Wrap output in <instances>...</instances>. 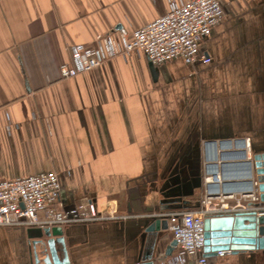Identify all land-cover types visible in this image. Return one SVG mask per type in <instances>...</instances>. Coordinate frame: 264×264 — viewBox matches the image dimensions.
Wrapping results in <instances>:
<instances>
[{"label":"crops","instance_id":"1","mask_svg":"<svg viewBox=\"0 0 264 264\" xmlns=\"http://www.w3.org/2000/svg\"><path fill=\"white\" fill-rule=\"evenodd\" d=\"M222 1L225 17L201 46L210 64L160 68L132 53L65 79L74 46L146 27L171 0H0V181L53 171L60 208L93 202L124 217L63 227L68 255L53 264H143L153 219L133 208L141 194L145 207H161L170 176L197 178V147L202 182L213 144L249 140L251 154L264 152V0ZM205 190L184 210H199ZM28 229L0 227V264H46ZM160 236L157 253L173 240L168 228ZM209 259L264 264V250Z\"/></svg>","mask_w":264,"mask_h":264},{"label":"built area","instance_id":"2","mask_svg":"<svg viewBox=\"0 0 264 264\" xmlns=\"http://www.w3.org/2000/svg\"><path fill=\"white\" fill-rule=\"evenodd\" d=\"M224 17L222 0H171L169 10L146 27L131 32L122 29L117 32L119 39L108 34L100 36L93 45L74 46L71 49V63L63 64L60 68L61 76L74 79L100 68L116 56L121 55L127 59L132 53L145 56L160 68L177 59H182L187 65L210 64L211 58L201 49L202 42ZM242 148L248 151V158H251L249 140L244 141ZM242 148L237 142L235 146H226L224 151L222 147L217 150L211 147L210 152L215 150L219 154L223 151L231 156ZM213 172L214 169H206V190L199 210L152 214L168 221L169 232L177 242L176 251L160 264H187L189 258L194 259V264H216L204 254L206 218L251 211L254 208L250 203L259 201V195L255 192L246 196L234 192L224 193L221 187H217L222 182L219 174V183H215ZM61 191L60 176L53 171L1 180L0 227L61 228L124 218L101 212L97 203L93 202L62 209L59 206ZM230 255H233L231 251H219L216 257L225 258Z\"/></svg>","mask_w":264,"mask_h":264},{"label":"water","instance_id":"3","mask_svg":"<svg viewBox=\"0 0 264 264\" xmlns=\"http://www.w3.org/2000/svg\"><path fill=\"white\" fill-rule=\"evenodd\" d=\"M215 145L212 146L217 150ZM240 145L244 146V141ZM222 149L225 150L224 147ZM195 151V158L198 162H195L194 169L197 168L195 173L197 178L188 180L179 178V176H170L171 178L159 191L162 196L161 207H145L144 204L148 197L146 192L141 194L138 201L134 203V210L136 206L137 208L139 206L138 211L144 210L151 213L149 215L153 219V222L146 229L147 241L141 260L143 264H155L157 260L167 259L177 248V242L172 240L162 253H157V249L163 240L160 232L167 231L168 224L167 221L163 223L162 218H157L152 214L159 211L164 212V210L166 212L184 210L192 206L185 198L193 197L194 190L202 188L203 185L202 180L198 178L200 172L198 163L201 161L202 155L201 148L197 147ZM223 151L218 154L215 150L210 152L209 147L205 149L204 158L214 163L213 181L219 183L218 174L222 181L217 187H221L224 193L234 192L245 196L255 192L259 195V201L250 203V206L254 208L251 211L206 218L204 254L208 258L215 257L219 251H231L233 255H239L240 253L264 250V152H254L251 159H247L246 151L236 153L234 157ZM180 167L178 165V168ZM63 232L62 227L44 230L39 228L28 229V236L32 240V254L36 262L39 254L38 248L46 253V264H53L52 261L57 262L59 251H62L67 257Z\"/></svg>","mask_w":264,"mask_h":264},{"label":"bare ground","instance_id":"4","mask_svg":"<svg viewBox=\"0 0 264 264\" xmlns=\"http://www.w3.org/2000/svg\"><path fill=\"white\" fill-rule=\"evenodd\" d=\"M246 147V146H245Z\"/></svg>","mask_w":264,"mask_h":264}]
</instances>
